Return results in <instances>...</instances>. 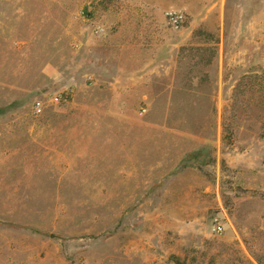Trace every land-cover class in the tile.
<instances>
[{
	"label": "rangeland",
	"instance_id": "rangeland-1",
	"mask_svg": "<svg viewBox=\"0 0 264 264\" xmlns=\"http://www.w3.org/2000/svg\"><path fill=\"white\" fill-rule=\"evenodd\" d=\"M128 1L0 0V264H264V0Z\"/></svg>",
	"mask_w": 264,
	"mask_h": 264
},
{
	"label": "built area",
	"instance_id": "built-area-1",
	"mask_svg": "<svg viewBox=\"0 0 264 264\" xmlns=\"http://www.w3.org/2000/svg\"><path fill=\"white\" fill-rule=\"evenodd\" d=\"M166 20L168 24L174 29V30H180L186 20V17L182 11L178 10H170L167 11L165 14ZM98 32L102 33L104 32V28L101 26L98 28ZM68 94L66 93H56L53 94L50 97L45 98H38L34 101L32 105V113L36 116H39L43 113L45 109L46 102H49L51 104H59L62 102H66L68 100L67 98ZM145 111V110H143ZM213 232L215 234H222L224 232V226L222 222L218 220V218L215 219L213 224Z\"/></svg>",
	"mask_w": 264,
	"mask_h": 264
},
{
	"label": "crops",
	"instance_id": "crops-1",
	"mask_svg": "<svg viewBox=\"0 0 264 264\" xmlns=\"http://www.w3.org/2000/svg\"><path fill=\"white\" fill-rule=\"evenodd\" d=\"M159 0H129L126 5V17L130 18L131 22L139 21L142 18H145L150 14L152 16L151 7H156L158 5ZM173 3H169L168 5H173Z\"/></svg>",
	"mask_w": 264,
	"mask_h": 264
}]
</instances>
